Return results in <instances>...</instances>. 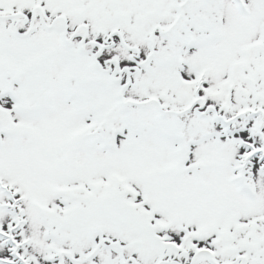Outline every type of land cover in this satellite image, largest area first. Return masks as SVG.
Returning <instances> with one entry per match:
<instances>
[{
  "label": "snow or ice",
  "instance_id": "1",
  "mask_svg": "<svg viewBox=\"0 0 264 264\" xmlns=\"http://www.w3.org/2000/svg\"><path fill=\"white\" fill-rule=\"evenodd\" d=\"M0 264H264V0H0Z\"/></svg>",
  "mask_w": 264,
  "mask_h": 264
}]
</instances>
